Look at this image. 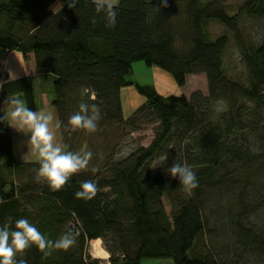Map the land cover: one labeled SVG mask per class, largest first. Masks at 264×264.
<instances>
[{
	"label": "trees",
	"instance_id": "trees-1",
	"mask_svg": "<svg viewBox=\"0 0 264 264\" xmlns=\"http://www.w3.org/2000/svg\"><path fill=\"white\" fill-rule=\"evenodd\" d=\"M60 1V9L50 6ZM0 0V50L32 54L36 68L53 77L51 104L56 110L63 151H90L85 170L59 191L36 180L39 162H17L9 125L0 121V226L26 218L52 241L72 233L68 250L45 257L35 246L23 255L27 264H141L170 258L174 264H264V36L245 44L237 15L221 0H119L114 27L92 0ZM160 10H159V9ZM241 9L264 16V0H244ZM216 21L230 33L246 81L228 76L223 56L229 43L206 30ZM143 61L169 73L182 87L187 75L202 73L207 95L163 96L149 85L126 80ZM135 86L145 101L125 115L121 89ZM87 88L88 94H83ZM35 110L29 77L0 86V103L14 94ZM94 94L96 100L89 96ZM100 109L97 130L71 131L69 119L85 104ZM151 112L156 119L148 146L125 141ZM0 108V117H2ZM151 177L150 162L164 158ZM187 164L198 187L184 191L167 168ZM99 189L91 200L78 198L83 182ZM166 199L170 212L163 204ZM14 226V225H13ZM205 239V242L204 240ZM99 242L104 248L100 249ZM209 243V244H208ZM190 250L191 256L187 254Z\"/></svg>",
	"mask_w": 264,
	"mask_h": 264
},
{
	"label": "clouds",
	"instance_id": "clouds-1",
	"mask_svg": "<svg viewBox=\"0 0 264 264\" xmlns=\"http://www.w3.org/2000/svg\"><path fill=\"white\" fill-rule=\"evenodd\" d=\"M77 0H69L68 7L74 9ZM97 13H103L108 21V27L116 24L118 0H92ZM167 0H161V7H167ZM159 9V8H158ZM160 10V9H159ZM88 94L85 88L82 92ZM92 101L96 100L94 94L89 96ZM11 106L10 113L0 117V121H7L11 118L12 123H8L18 132H30V142L34 150H38L41 160L37 170L36 180L41 179L48 182L53 191L61 190L75 174L85 170L91 160L92 153L63 151L60 147L54 146L53 133L49 129V123L53 120L51 114L38 113L27 107L24 100L19 97H9L5 101ZM88 111V106L81 104L79 112L71 115L69 124L71 131L86 130L90 133L97 130V122L100 120V109L93 103L91 106L92 115L86 116L83 113ZM167 154L161 163L165 164ZM156 165V166H157ZM167 172L173 178H178L180 185L185 192L191 194L198 187V180L195 171L187 164L174 162L167 168ZM99 189L97 184L91 180L85 181L81 185V191L76 193L78 198L85 200L93 199ZM0 203L3 200L0 199ZM14 225V226H13ZM76 243L72 233H65L59 240L48 239L39 229L26 218L14 220L8 217L3 226H0V264H27L26 259L17 260L16 257L23 255L28 249L35 246L45 257L51 255L52 250L68 251Z\"/></svg>",
	"mask_w": 264,
	"mask_h": 264
},
{
	"label": "rangeland",
	"instance_id": "rangeland-1",
	"mask_svg": "<svg viewBox=\"0 0 264 264\" xmlns=\"http://www.w3.org/2000/svg\"><path fill=\"white\" fill-rule=\"evenodd\" d=\"M221 1L229 15H237V23L244 43L250 44L252 47H256L261 42L262 36H264V16H252L243 11L241 6L243 5L244 0ZM206 30L211 39L221 34H226L228 36L229 43L222 59L225 72L233 79L240 82H245V70L240 61L238 50L235 47L229 31L216 21L210 22L207 25ZM125 79L133 81L139 85H149L163 96H178L183 94L184 96L189 97L191 93L195 91H200L203 95H207L208 91L206 78L202 73L187 75L185 84L182 87H179L169 73L159 69L158 67L147 66L143 61L134 62L132 65L131 74L125 77ZM121 93L126 115H130L145 101V96L136 90L134 84L123 87L121 89ZM157 126L158 123L151 112L147 113V115L144 116L142 121L139 123L138 129L134 132H131L129 137L126 139V145L123 150L128 151L133 148L135 145L133 140L143 146H148L154 139ZM17 147V151L21 152L22 149L19 148V145H17ZM161 161L162 158L159 157L153 158L151 160V177H154L157 174L159 169V165L157 164ZM163 204L166 212L169 213L170 206L166 199H163ZM259 212H262L259 215H264L263 209L259 210ZM202 240L205 242V239L202 238ZM99 246L101 247L100 249L106 251L102 242H99ZM86 252L92 258L98 259L100 264H110V254L107 251V256L105 257L94 256L92 252L91 241H89L86 245ZM187 254L191 256L190 250L187 251ZM141 264H174V262L170 258H149L143 259Z\"/></svg>",
	"mask_w": 264,
	"mask_h": 264
},
{
	"label": "crops",
	"instance_id": "crops-1",
	"mask_svg": "<svg viewBox=\"0 0 264 264\" xmlns=\"http://www.w3.org/2000/svg\"><path fill=\"white\" fill-rule=\"evenodd\" d=\"M61 6L62 3L60 1H54L50 8L53 11H56L60 9ZM22 77H29L31 79L36 105L34 111L38 113H44L45 115L51 114L53 116V120L49 123V129L54 136L53 143L54 146L60 147L63 150L56 110L51 104L52 83L54 80L53 75L47 70H40L36 68L34 58L31 53L24 57L19 51L16 50H0V86L5 82L13 81ZM9 97H19L24 100V96L20 93L11 95ZM7 98L0 103L3 116L7 113H10L11 111V106L5 102ZM121 103L124 114L126 115L122 100V93ZM8 123H12L10 117L8 118ZM9 131L14 157L17 162H39L41 160L38 150H34L32 148L30 142V132H18L10 125ZM17 145H19V148L22 149L21 152L17 151Z\"/></svg>",
	"mask_w": 264,
	"mask_h": 264
}]
</instances>
